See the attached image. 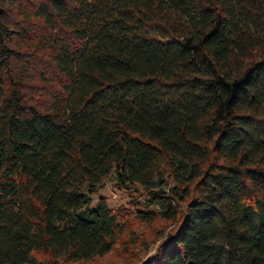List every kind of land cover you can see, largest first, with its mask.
<instances>
[{"label":"trees","instance_id":"16d2710c","mask_svg":"<svg viewBox=\"0 0 264 264\" xmlns=\"http://www.w3.org/2000/svg\"><path fill=\"white\" fill-rule=\"evenodd\" d=\"M109 175L136 264H264V0H0V264L109 255Z\"/></svg>","mask_w":264,"mask_h":264},{"label":"rangeland","instance_id":"374dc122","mask_svg":"<svg viewBox=\"0 0 264 264\" xmlns=\"http://www.w3.org/2000/svg\"><path fill=\"white\" fill-rule=\"evenodd\" d=\"M99 197L105 198L108 206L121 214L119 221L123 223L124 230L109 255L81 264H136L141 258L150 256L162 236L173 227L169 221L149 223L140 220L136 216L137 205L133 202L143 201L145 194L139 187L135 190L117 186L112 175L107 176L102 187L93 194L94 201Z\"/></svg>","mask_w":264,"mask_h":264}]
</instances>
